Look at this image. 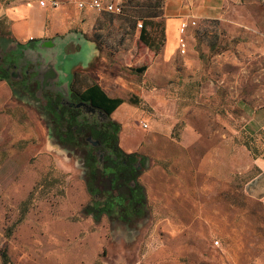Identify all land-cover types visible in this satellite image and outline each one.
I'll return each instance as SVG.
<instances>
[{
    "label": "rangeland",
    "instance_id": "rangeland-1",
    "mask_svg": "<svg viewBox=\"0 0 264 264\" xmlns=\"http://www.w3.org/2000/svg\"><path fill=\"white\" fill-rule=\"evenodd\" d=\"M114 1L121 14L71 6L73 17L88 22L72 30L85 31L96 48L88 44L76 55L87 66L95 58L74 71L75 89L98 83L125 99L118 144L126 152V134L131 148L141 140L133 153L145 157L137 174L145 212L93 217L86 162L92 147L85 135L65 141L60 135L68 126L45 106L42 86L6 79L0 85V264H264V205L244 191L257 169L247 161L264 157V129L252 119L264 114V0H224L221 17L189 19L186 53L177 48L179 33L168 60L164 43L156 52L140 37L146 29L159 40L168 0ZM10 32L0 20V55L16 44ZM191 127L198 135L189 144ZM227 140L245 150L239 166L220 163L226 174L201 168L202 155ZM98 184L102 191L110 186Z\"/></svg>",
    "mask_w": 264,
    "mask_h": 264
},
{
    "label": "crops",
    "instance_id": "crops-1",
    "mask_svg": "<svg viewBox=\"0 0 264 264\" xmlns=\"http://www.w3.org/2000/svg\"><path fill=\"white\" fill-rule=\"evenodd\" d=\"M223 3L224 0H168L164 8V29L166 34L164 42L165 59L168 60L171 57L177 46L179 26L182 20H189L191 18L199 20L208 18L217 19L222 16L221 9ZM74 5L69 4V2H63L59 7L52 8L50 6H41L38 0H0V20L3 19V21L8 23L11 37L14 38L16 43L37 48L38 52H51L56 58V61L50 62L48 69L45 68L43 71L45 82H48L50 73L53 79L51 83L61 78L69 82L71 73L74 74V71L78 68H87L95 58L94 55L88 66L84 61H79L76 58L79 50L84 49L88 44L94 46V53L96 48L95 44L84 36L85 31L83 32L80 29L78 31L72 30L76 23H81L83 29L88 26V22H85L79 15L73 17L69 13L71 6ZM75 7L77 6L75 5ZM61 18H64V21H61ZM63 53L66 54V57L62 55ZM74 58H76L75 64H72L70 67L69 62ZM4 84H6V80L0 79V85L4 86ZM120 106L111 116L112 119L119 122L123 119L118 115ZM252 119L258 127L260 126L264 129V114L262 112L256 113ZM142 123V128L149 129V125H147L148 127H144ZM252 129H254L253 126ZM189 133V144H192L197 139L198 134L193 127L189 129ZM132 139L131 135L126 134L122 143V147L126 152L133 153L141 145L139 138L140 141H136V145L131 148L130 140ZM240 154L244 155L245 150L243 151L239 146L235 147L232 142L227 140L217 145L214 150L208 149L200 158V165L203 169H216L220 163H225L228 168L237 167L239 166ZM247 163H250V168L258 167L259 171L247 180L244 185V191L250 197L260 200L264 205V157L249 158ZM225 166L223 165V167L220 166L221 168H218L222 171L221 173L226 170ZM223 174H226V172Z\"/></svg>",
    "mask_w": 264,
    "mask_h": 264
},
{
    "label": "trees",
    "instance_id": "trees-1",
    "mask_svg": "<svg viewBox=\"0 0 264 264\" xmlns=\"http://www.w3.org/2000/svg\"><path fill=\"white\" fill-rule=\"evenodd\" d=\"M148 35L149 34L147 30L144 29L140 37L151 50L158 52L161 48V45L165 42L166 34L164 25L160 30L161 36H159L158 41H156V37L155 39H150ZM145 68H147L146 65L138 68V70L143 71ZM74 76L75 80L74 83L71 84V89L74 91V94L76 92L79 95L78 100H83V102H87L109 115L108 120L111 129H109L108 132L99 131L94 127L86 126L89 130V133L94 137H98V139H100V137H103L104 139V134H109L113 140L114 146L116 147V154L118 157L117 159H114L112 156L107 155L106 158L103 157L100 160L98 155L93 151V148L97 146L99 147V145H93L92 143L88 142L92 148L91 152L87 154L86 160L88 163L87 166L91 169L88 175L89 178L87 184L89 190L94 195L92 201L87 206L90 209V214L96 218H98V214L100 215L103 213H112L115 215L118 214V216L121 218H130V216L142 215L145 212V200L147 197L144 187L138 183L139 181H137V174L141 171V167H139L140 164H142V166L144 165L145 157L138 155L137 153H126L122 150L118 144L117 136V133H119L121 130V125L111 118L112 113L125 102V99L121 97L110 96L101 86H99L98 83H92L85 89L76 90L75 83L78 73L75 72ZM0 79L6 80L5 76L2 75H0ZM62 110L63 113L68 111L65 107H63ZM53 116L57 118L62 125L66 124V122L63 121V114L54 112ZM73 121L74 120H71V122ZM72 124H66L69 127V131L62 132L60 137L64 138L65 141L77 143L79 134L82 132L80 128L78 131H74L71 127ZM76 124H79L78 121H76ZM256 168V172L259 171V168ZM100 179L109 180L110 186L106 191H102L100 189L98 184ZM123 187H128V194L122 193L121 189ZM111 190H117V194H113Z\"/></svg>",
    "mask_w": 264,
    "mask_h": 264
},
{
    "label": "flooded vegetation",
    "instance_id": "flooded-vegetation-1",
    "mask_svg": "<svg viewBox=\"0 0 264 264\" xmlns=\"http://www.w3.org/2000/svg\"><path fill=\"white\" fill-rule=\"evenodd\" d=\"M32 48L33 47L24 46L19 43H16L15 46L11 45V47L0 55V72L2 71L3 73H0V75L5 76L7 80L16 78L18 82L21 80L20 82L24 84H30L31 81H34L36 85H41L45 106L50 109L53 108L54 112L58 114H63V121L66 122L67 125L74 123L71 126L74 131H78L80 128L88 142L91 143L93 139L96 140L98 137L92 136L86 126L94 127L99 131L108 132L109 129H111L108 117H105L104 114L99 113V111H89V108L84 106L83 103L89 106L92 105L83 102V100H78L79 95L76 92L74 94V91L71 89L70 81L68 82L61 78L51 83L53 79L50 73L48 82H45L43 71L45 68L48 69L50 62L56 61V58L51 52L47 51V53H42L38 52L37 48ZM24 87L26 88V85H24ZM63 107L68 111L63 113ZM71 120L74 121L71 122ZM76 121H78L79 124H76ZM63 129H66V132L69 131V127H64ZM89 137L91 141L88 139ZM98 142L99 147L93 148V151L98 157L106 158L107 155H110L114 159L118 158L116 147L109 134H104V139L100 137Z\"/></svg>",
    "mask_w": 264,
    "mask_h": 264
},
{
    "label": "built area",
    "instance_id": "built-area-1",
    "mask_svg": "<svg viewBox=\"0 0 264 264\" xmlns=\"http://www.w3.org/2000/svg\"><path fill=\"white\" fill-rule=\"evenodd\" d=\"M62 0H38L43 7L57 8L60 6ZM69 4H75L79 9H92L97 12L118 13L123 11L122 4L114 0H67ZM142 26V24H140ZM189 27L188 19L182 20L179 26L180 36L178 38V48L182 54L186 53L187 46L184 40V35ZM144 127H148L147 123H142ZM218 243V242H217Z\"/></svg>",
    "mask_w": 264,
    "mask_h": 264
},
{
    "label": "water",
    "instance_id": "water-1",
    "mask_svg": "<svg viewBox=\"0 0 264 264\" xmlns=\"http://www.w3.org/2000/svg\"><path fill=\"white\" fill-rule=\"evenodd\" d=\"M82 103H83V102H82ZM83 105H84V106H87V107L89 108V111H93V112H95V111H99V113L104 114L105 117H108V116H109L107 113H104V112L100 111V110H99L98 108H96V107L89 106V105H87V104H85V103H83ZM91 143H92L93 145H99L98 140H92Z\"/></svg>",
    "mask_w": 264,
    "mask_h": 264
}]
</instances>
